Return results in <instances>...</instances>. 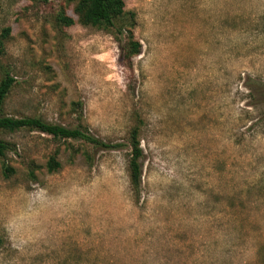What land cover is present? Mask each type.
<instances>
[{"label": "rangeland", "instance_id": "obj_1", "mask_svg": "<svg viewBox=\"0 0 264 264\" xmlns=\"http://www.w3.org/2000/svg\"><path fill=\"white\" fill-rule=\"evenodd\" d=\"M122 1L0 0L2 115L119 145L0 130V264H264V0Z\"/></svg>", "mask_w": 264, "mask_h": 264}, {"label": "trees", "instance_id": "obj_2", "mask_svg": "<svg viewBox=\"0 0 264 264\" xmlns=\"http://www.w3.org/2000/svg\"><path fill=\"white\" fill-rule=\"evenodd\" d=\"M75 13L78 14L84 24L93 26H102L106 28L114 27V20L120 18L123 14L124 4L122 0H75ZM59 23L64 25H71L73 20L59 14L57 17ZM8 30H5L7 33ZM139 45L136 44L133 54L139 51ZM15 83V79L9 73H6L0 80V130L15 131L19 129H29L38 131L43 134L52 136L58 139H70L83 141L93 147L110 150L118 147L117 144L105 143L102 140L94 137L88 132L83 131L79 127L67 128L61 125L50 124L37 118H14L2 115V106L6 96L9 94L11 88ZM130 157L128 159V172L130 183L134 191L138 190L141 177V166L139 160L142 156V149L140 148L137 139V133L133 131L129 139ZM8 145L0 141V157H2ZM57 166L54 159L50 160L49 166ZM6 172H12L6 168Z\"/></svg>", "mask_w": 264, "mask_h": 264}]
</instances>
